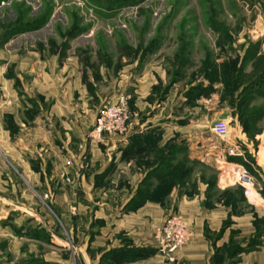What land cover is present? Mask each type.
Here are the masks:
<instances>
[{
  "label": "rangeland",
  "instance_id": "obj_1",
  "mask_svg": "<svg viewBox=\"0 0 264 264\" xmlns=\"http://www.w3.org/2000/svg\"><path fill=\"white\" fill-rule=\"evenodd\" d=\"M53 65L74 69L80 87L91 92L97 106L91 113L95 122L104 107L120 98L123 78L130 132L142 126L130 135L123 152L137 148L145 152L122 166L111 152L105 173L95 178L98 190L87 211L95 215L97 201H106L112 209L123 205L120 213L127 215L151 203L160 206L165 216L153 234L151 230L145 234L148 242L138 239L137 244L123 232L120 246L94 247L106 222L83 219L89 201L81 187L85 176L78 172L69 181L65 178L73 187L75 207L59 208L53 236L31 230L29 221L26 240L21 241L26 256L16 262L10 256L11 263L0 260V264H116L115 256H131L134 249H150L152 256L159 254L166 264H176V253L192 238L179 201L202 194L208 210L230 209L213 237L217 242L230 228L229 240L214 245L210 264H238L242 255L259 250L264 218L255 210L264 208V174H258V168H264V153L244 152V143L242 159L229 157L227 145L212 126L226 122L231 144L249 139L256 145V138L264 140V0H0V87L6 68L16 74L20 68L48 71ZM155 70L161 74L148 97L150 106L137 111L131 82L137 84L136 79ZM35 139L34 131H25L15 147L33 155ZM86 153L83 149L77 155L79 166L88 163ZM241 167L253 177L254 185ZM57 193L24 194L13 188L8 192L18 205L29 202L33 210L43 207L49 215L47 205ZM245 215L253 220L251 231L243 235L232 226L233 217ZM173 217L185 222L191 237L169 256L163 253L160 233ZM43 218L36 223H43ZM67 223H73V235ZM13 247L11 242L8 249Z\"/></svg>",
  "mask_w": 264,
  "mask_h": 264
},
{
  "label": "crops",
  "instance_id": "obj_2",
  "mask_svg": "<svg viewBox=\"0 0 264 264\" xmlns=\"http://www.w3.org/2000/svg\"><path fill=\"white\" fill-rule=\"evenodd\" d=\"M7 69L2 72L0 87V260L11 263L10 256L15 262L20 257L26 256V245L21 241L26 240L29 221L32 225L31 230H45L53 236V232L58 227L54 218L57 220L60 218L59 208L64 205L75 207V193L66 180L69 181V177L78 175V172L85 176L81 181V187L89 201L88 207H84L83 219L90 223L106 222L100 230L101 236L97 237L94 247L107 246V249H111L120 246L118 237L123 232H127L137 244H140L138 239L148 242L145 234L150 230L153 234L154 227L164 219L165 214L160 206L150 203L137 213L121 215L123 205H117L115 209H112L107 207L106 201H97L99 210L95 212V215L87 211L93 207L90 202L91 197L98 190L94 188L95 178L105 173L113 157L119 166L126 162L122 160V152L130 141V135L138 133L142 126L132 129L129 136L114 137L101 144L93 140L89 134L95 125V119L91 113L95 112L97 106L92 101L94 98L91 92H87L83 86L80 87L78 80L74 77L76 73L74 69L61 66L58 68L53 65L51 70H48L49 73L45 70L28 72L27 68H20L16 70V74ZM39 74L42 75V79H39ZM157 74L160 75L161 71L145 73L144 77L135 80L137 84L134 81L131 82L130 92H134L133 101L137 111L142 112L150 106L148 97L158 84ZM16 82H18V89L15 88ZM124 83L123 78H120L121 96H123ZM25 131H34L36 134L33 155L18 151L15 147V144H21L19 141ZM256 140L258 141L256 145L249 139L245 141L240 139V143L232 144H239L241 147V144L245 143V147H241L242 151L251 153L253 151L258 156L264 153V140L259 138ZM83 149L87 151L84 161L88 163L84 162L85 167L78 165L77 155ZM112 151L115 152L113 157ZM241 157H244V154L236 158L242 159ZM256 159L258 164V157ZM258 169L259 175L264 174L263 167L262 170ZM12 188L24 194L27 191L37 193L40 190L47 193L57 191V194H60L52 196L53 200L50 205H47L50 210L49 215L46 208L33 210L29 202L24 205L20 203L19 205L24 207L22 208L18 203L11 201L8 192ZM203 197L202 194L194 200L185 198L179 201L178 209L190 224L192 238L176 253V264H210L214 245L220 247L229 240L230 228L217 242L213 237L219 232L230 209L221 206L208 210L203 203ZM263 210L264 208L261 210L256 208L259 218H264ZM31 213L33 216H30ZM43 216H45L44 222L36 223L41 221ZM64 218V216L61 217V220L63 221ZM252 220V217L248 215L233 217L236 223L232 229L242 231L243 235L248 234L252 229ZM72 224L67 223V228ZM71 229L72 227L68 231L72 234ZM206 232L209 233L206 234ZM152 234L151 238L148 236L150 239H153ZM11 242L14 245L12 251L8 249ZM127 264H166V262L163 256L157 254L146 260ZM238 264H264V238L259 250L242 255L241 262Z\"/></svg>",
  "mask_w": 264,
  "mask_h": 264
},
{
  "label": "built area",
  "instance_id": "obj_3",
  "mask_svg": "<svg viewBox=\"0 0 264 264\" xmlns=\"http://www.w3.org/2000/svg\"><path fill=\"white\" fill-rule=\"evenodd\" d=\"M131 130V116L129 113L128 99L120 96L115 104L106 106L99 113L90 137L98 142H104L114 137H126ZM213 133L227 145L229 157L242 155L239 144L230 143V128L224 121H217L212 126ZM243 175L248 181L253 183V177L241 167ZM243 185L242 183H240ZM243 187H245L243 185ZM246 189V187H245ZM247 193V189H246ZM160 236L163 253L169 256L177 252L190 240V233L185 222L178 217L169 219L161 231Z\"/></svg>",
  "mask_w": 264,
  "mask_h": 264
},
{
  "label": "trees",
  "instance_id": "obj_4",
  "mask_svg": "<svg viewBox=\"0 0 264 264\" xmlns=\"http://www.w3.org/2000/svg\"><path fill=\"white\" fill-rule=\"evenodd\" d=\"M144 148H137L132 150L124 151L122 160L129 161L132 157L144 153ZM131 256H115L114 262L116 264H126L132 261L146 260L152 256V250L150 249H134Z\"/></svg>",
  "mask_w": 264,
  "mask_h": 264
}]
</instances>
